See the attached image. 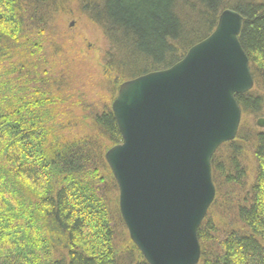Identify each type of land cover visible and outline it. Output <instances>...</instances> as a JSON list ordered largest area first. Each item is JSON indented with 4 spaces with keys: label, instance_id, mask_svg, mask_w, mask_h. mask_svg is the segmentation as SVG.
Here are the masks:
<instances>
[{
    "label": "trees",
    "instance_id": "obj_1",
    "mask_svg": "<svg viewBox=\"0 0 264 264\" xmlns=\"http://www.w3.org/2000/svg\"><path fill=\"white\" fill-rule=\"evenodd\" d=\"M72 8L109 43L100 81L54 32ZM229 9L244 17L254 87L236 96L235 141L213 156L199 264H264V130L248 123L264 118V0H0V264H148L105 161L122 143L111 105L123 82L182 61Z\"/></svg>",
    "mask_w": 264,
    "mask_h": 264
},
{
    "label": "water",
    "instance_id": "obj_2",
    "mask_svg": "<svg viewBox=\"0 0 264 264\" xmlns=\"http://www.w3.org/2000/svg\"><path fill=\"white\" fill-rule=\"evenodd\" d=\"M244 17L229 9L175 66L123 82L111 108L122 143L105 161L121 218L148 264H199L198 230L215 200L211 164L235 141L236 96L252 91L240 45ZM264 130V118L257 120Z\"/></svg>",
    "mask_w": 264,
    "mask_h": 264
},
{
    "label": "rangeland",
    "instance_id": "obj_3",
    "mask_svg": "<svg viewBox=\"0 0 264 264\" xmlns=\"http://www.w3.org/2000/svg\"><path fill=\"white\" fill-rule=\"evenodd\" d=\"M71 10H69L68 16L58 18L54 32L63 33L57 35L62 40L65 37L64 43H67V51L72 57L79 56L77 63L81 65L80 70L83 69L87 73L93 74L97 81H100L104 77V58L109 49V43L99 26L92 23L79 10L73 8ZM81 71L80 73H82ZM258 119L260 118L256 120L248 118V123L257 125Z\"/></svg>",
    "mask_w": 264,
    "mask_h": 264
}]
</instances>
